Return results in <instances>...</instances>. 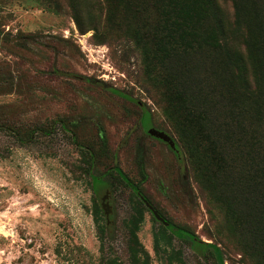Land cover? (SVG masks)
<instances>
[{
  "label": "rangeland",
  "instance_id": "rangeland-1",
  "mask_svg": "<svg viewBox=\"0 0 264 264\" xmlns=\"http://www.w3.org/2000/svg\"><path fill=\"white\" fill-rule=\"evenodd\" d=\"M123 3L82 1L83 26L98 31H81L68 0H0V264H110L112 258L129 264L132 227L151 264H183L180 258L220 264L211 250L198 251L178 237L167 248L171 260L156 251L161 222L125 183L126 175L141 179L140 146L147 174L140 193L175 224L220 248L224 264H254L226 234L224 215L195 173L176 121L145 71V40L136 44L129 34L133 18L163 17L164 5ZM246 3L264 20V0ZM105 7L111 8L109 19ZM151 126L178 140L185 164L147 134ZM100 128L108 149L90 164L83 148L101 147ZM107 190L112 234L101 241L92 207Z\"/></svg>",
  "mask_w": 264,
  "mask_h": 264
},
{
  "label": "trees",
  "instance_id": "trees-1",
  "mask_svg": "<svg viewBox=\"0 0 264 264\" xmlns=\"http://www.w3.org/2000/svg\"><path fill=\"white\" fill-rule=\"evenodd\" d=\"M82 1L68 0L77 25L81 31H98L96 25L83 26ZM158 1L164 5L165 16L142 22L133 18L129 34L136 44L145 40L141 43L145 71L160 89L166 111L176 121V131L195 173L224 215L226 234L236 241L243 256L254 264H264V20L246 0ZM127 15L126 12L130 20ZM105 16L110 18V7H105ZM86 78L129 101L139 102L106 82ZM99 141V149L91 143L83 148L90 164L108 149L103 128L99 130ZM176 141L178 161L185 164L184 152ZM137 163L141 179L134 182L125 176V183L134 192L141 191L147 177L141 146ZM136 197L144 206L143 200ZM92 211L104 241L106 234H112V225H108L97 201ZM161 215L170 222L169 226L161 222L155 233V249L164 258L172 259L167 248L178 237L198 251L211 250L224 264L220 248ZM128 250L129 264H151L137 227L130 229ZM180 260L186 264L183 258ZM110 264L123 263L112 258Z\"/></svg>",
  "mask_w": 264,
  "mask_h": 264
},
{
  "label": "water",
  "instance_id": "water-1",
  "mask_svg": "<svg viewBox=\"0 0 264 264\" xmlns=\"http://www.w3.org/2000/svg\"><path fill=\"white\" fill-rule=\"evenodd\" d=\"M147 132L149 135L168 143L170 148L173 149L174 151H176L177 153L179 152V148L177 146V141H176L175 137H173V135H171L169 132H167L165 130H161V129L156 128L154 126L149 127V129H147ZM139 195H140L141 199L143 200V202L145 203V205L152 211L155 218L158 221L164 223L166 226H169L170 222L164 216L161 215V213L154 207V205L147 199V197H145L140 192H139ZM109 198H110V191L107 190L102 195L101 200H100V204H101V206L104 210V213L106 215L108 225H110L112 222L111 215L113 214V207H112L111 203L109 202Z\"/></svg>",
  "mask_w": 264,
  "mask_h": 264
},
{
  "label": "flooded vegetation",
  "instance_id": "flooded-vegetation-1",
  "mask_svg": "<svg viewBox=\"0 0 264 264\" xmlns=\"http://www.w3.org/2000/svg\"><path fill=\"white\" fill-rule=\"evenodd\" d=\"M157 128V127H156ZM147 134H148V132H147ZM149 135V134H148ZM151 136V135H150ZM151 137H153V136H151ZM153 138H155V137H153ZM155 139H157V138H155ZM158 140H160V139H158ZM162 141V140H161ZM164 142V141H163ZM166 143V142H165ZM167 145H168V143H166ZM169 146V145H168ZM169 148H170V146H169ZM171 149V148H170ZM177 156L179 155V152H180V150H179V152L177 153L176 151H174L173 149H171ZM109 191V190H108ZM109 202H110V198H109ZM111 225V224H110Z\"/></svg>",
  "mask_w": 264,
  "mask_h": 264
}]
</instances>
